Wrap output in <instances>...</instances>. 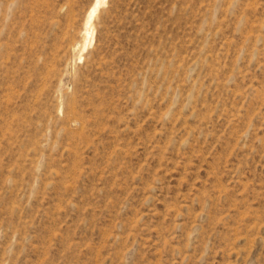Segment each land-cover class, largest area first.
<instances>
[{
	"label": "rangeland",
	"instance_id": "obj_1",
	"mask_svg": "<svg viewBox=\"0 0 264 264\" xmlns=\"http://www.w3.org/2000/svg\"><path fill=\"white\" fill-rule=\"evenodd\" d=\"M93 1L0 0V264H264V0Z\"/></svg>",
	"mask_w": 264,
	"mask_h": 264
},
{
	"label": "bare ground",
	"instance_id": "obj_2",
	"mask_svg": "<svg viewBox=\"0 0 264 264\" xmlns=\"http://www.w3.org/2000/svg\"><path fill=\"white\" fill-rule=\"evenodd\" d=\"M104 1H106V0H94L93 1V3H92V5H91V7H90V9H89V12H88V15H87V20H86V23H89L91 20H92V18L93 17H95V14H97V11L99 10V6L104 2ZM5 9V8H4ZM92 22V21H91ZM91 22H90V24H91ZM93 26V25H92ZM88 27H89V24H88ZM88 27H86L87 28V30H88ZM93 27H91L90 29H92ZM84 33H85V31H84ZM89 33H91V34H93L91 31L89 32V31H87V34H89ZM86 37H87V35H86ZM85 37V38H86ZM89 37V36H88ZM84 39V38H83ZM88 39V38H87ZM90 40V39H89ZM89 43H90V41H89ZM84 45V44H83ZM82 46V45H81ZM81 49H82V47H81ZM80 55V54H79ZM82 57V56H81Z\"/></svg>",
	"mask_w": 264,
	"mask_h": 264
}]
</instances>
